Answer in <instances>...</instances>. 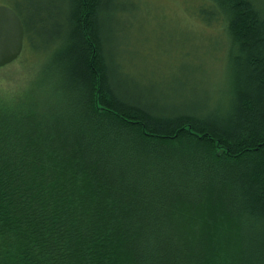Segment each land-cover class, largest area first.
<instances>
[{"label":"trees","instance_id":"1","mask_svg":"<svg viewBox=\"0 0 264 264\" xmlns=\"http://www.w3.org/2000/svg\"><path fill=\"white\" fill-rule=\"evenodd\" d=\"M116 2L0 0L30 69L0 84V264H264L263 2L187 1L222 41L204 89L211 40L156 78L117 54Z\"/></svg>","mask_w":264,"mask_h":264},{"label":"rangeland","instance_id":"2","mask_svg":"<svg viewBox=\"0 0 264 264\" xmlns=\"http://www.w3.org/2000/svg\"><path fill=\"white\" fill-rule=\"evenodd\" d=\"M188 0H117L118 9L115 14V31H121L118 34L119 42L118 53L122 56L132 57L133 62H140L137 51L140 55H150L152 65L160 68V76L156 71V78H166L168 67L175 62L174 54L182 49L186 43V39L199 46L205 38L211 40V53H207L205 58H201L196 62L199 67L196 77L202 82L201 89L206 84L215 83L217 80V70L219 72L220 61L216 60L220 52L218 46L222 45L221 37L217 35L218 31L213 26H205L192 12L193 8L187 3ZM192 5L196 4L189 0ZM263 2L264 0H259ZM216 34V35H214ZM208 35H214L209 37ZM207 36V37H206ZM141 39H146L149 49L148 53L143 52V46L139 45ZM134 50V55H133ZM29 55V54H27ZM31 57V56H30ZM136 58V60H135ZM222 59V58H221ZM186 64H191L188 60ZM26 65L17 63L11 64L10 68L0 69V84L2 92H9L15 88L16 83L25 86L28 80L26 75L30 69L25 68ZM186 66V65H185ZM184 66V67H185ZM208 69V71H207ZM150 73L153 75L152 71ZM165 73V74H164ZM187 74V73H185ZM184 74V75H185ZM164 75V76H163ZM183 77V76H182ZM181 77V78H182ZM156 78L154 81H156ZM178 81V80H177ZM213 81V82H212ZM157 82V81H156ZM158 83V82H157ZM156 86V85H155ZM174 89V90H173ZM156 94L159 95H187L178 90L174 83L155 88ZM178 91H180L178 93ZM205 264V263H203Z\"/></svg>","mask_w":264,"mask_h":264},{"label":"water","instance_id":"3","mask_svg":"<svg viewBox=\"0 0 264 264\" xmlns=\"http://www.w3.org/2000/svg\"><path fill=\"white\" fill-rule=\"evenodd\" d=\"M24 47V27L18 14L0 4V67L13 62Z\"/></svg>","mask_w":264,"mask_h":264}]
</instances>
